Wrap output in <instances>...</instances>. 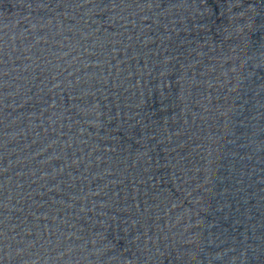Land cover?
Segmentation results:
<instances>
[{
  "label": "water",
  "instance_id": "obj_1",
  "mask_svg": "<svg viewBox=\"0 0 264 264\" xmlns=\"http://www.w3.org/2000/svg\"><path fill=\"white\" fill-rule=\"evenodd\" d=\"M0 264H264V0H0Z\"/></svg>",
  "mask_w": 264,
  "mask_h": 264
}]
</instances>
